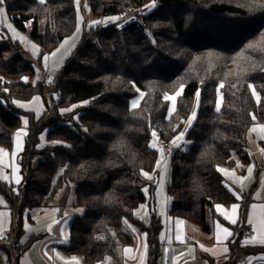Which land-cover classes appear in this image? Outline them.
I'll list each match as a JSON object with an SVG mask.
<instances>
[{"label":"trees","instance_id":"16d2710c","mask_svg":"<svg viewBox=\"0 0 264 264\" xmlns=\"http://www.w3.org/2000/svg\"><path fill=\"white\" fill-rule=\"evenodd\" d=\"M89 1L94 16L124 19L85 33L54 77L61 98L50 122H40L44 113L36 120L14 103L39 96L45 109L44 85L25 83L23 78L35 73L31 62L20 54L7 57L11 42L0 43V145L10 148L14 132L25 118L29 121L20 193L13 195L0 183L16 216V260L38 237L21 243L25 214L51 206L60 192L62 213L73 189L74 205L83 213L70 223V255L83 264L107 257L122 264L119 246L129 239L126 220L147 233L148 264H158L162 220L154 215L145 225L134 214L146 198L143 172L155 173L160 158L150 145L158 137L174 140L187 129L184 137L191 146L186 151L179 146L172 156L169 214L209 232L214 206L235 202L218 166L231 165L233 151L247 160L252 114L264 122V0H155V8L139 16L136 8L153 0ZM4 6L19 29L31 25L30 36L42 53H50L76 27L74 0H4ZM181 85L176 112L168 118L164 95ZM137 89L145 96L131 109ZM197 92L200 101L189 126ZM73 105L72 112L61 113ZM44 132L45 144L39 141Z\"/></svg>","mask_w":264,"mask_h":264},{"label":"crops","instance_id":"0c3cea01","mask_svg":"<svg viewBox=\"0 0 264 264\" xmlns=\"http://www.w3.org/2000/svg\"><path fill=\"white\" fill-rule=\"evenodd\" d=\"M18 102L27 104L29 108L21 109L33 113L36 117H40L44 111V105L41 99L38 103H34V98L27 102ZM16 105L18 106L17 103ZM37 109L39 114L37 113ZM21 129H25L28 135V125L25 128L23 124V126L14 132L11 147L8 148L3 146L4 148H0V150H2L0 151V161H2L0 162V177L7 178V176L10 175L12 186H17L18 189H20V185L23 182L20 156L25 149L27 135L21 136L20 138L23 150L18 152L15 157L12 156V153L17 151L16 133ZM162 155L163 157L159 169L156 168L155 173L152 175L153 179L146 182L147 185L145 187H147L148 191L147 193L143 192L146 197L145 201L134 211L135 217L145 225L150 224L154 215L160 217L162 220L163 230L161 236H163L164 239L161 240L160 236L161 255L158 264H231L237 259L247 261L249 264H264V245L258 243L244 244L243 241H240L242 228L244 224L247 223L248 217L252 215V205L264 204V166L262 162H255L251 178H248L247 169L249 167H242V164L250 165L252 163L250 157L245 161L231 158L233 161L231 165L224 164L227 167L218 166V169L223 168L228 170L227 173L221 174L224 178V185L235 197V202L229 205H216H221L225 212L231 215L232 205L239 204L240 207L237 215L238 222L236 225H231L229 221L225 220L224 217L219 214L215 205L213 208L214 214L213 216L210 215L209 218L211 230L207 232L199 225L187 222L179 217L170 216L169 209L173 201L168 194L167 188L171 180L172 156L166 153ZM14 167H18L19 172H15ZM17 175L21 178L19 184L15 183ZM256 178H260V180L257 181ZM5 180L6 179H0V181ZM241 183L244 185L243 188L241 187ZM0 193L2 192L0 191ZM234 193H240V198L237 199ZM4 197L5 202L0 204V213L5 214L0 216V230H2L0 235L9 237L13 234L12 231L15 227L16 216L9 207L7 197L5 195ZM161 203L164 204V215L160 214ZM57 205L58 203L52 204L49 207L35 208L25 214V231L21 237V243H25L32 236L38 237L31 243L27 250L21 253L18 260H16V264H75V262L72 261V257L76 256H72L68 252L67 246L69 239L67 242H64L61 233V229L63 228L69 235V227L73 218L71 219L72 215H68L66 218L64 216V211L62 213L56 211L59 209ZM141 205H147L148 207L147 209H141ZM243 206H246L244 215L242 214ZM153 209H155V211H153ZM74 214L75 216L81 215L77 213ZM257 215L259 214L257 213ZM27 216H29V219ZM177 219L184 221V224L181 225L184 235L183 243L175 239V221ZM218 224L223 227H228L229 229L231 228L232 230H230L234 235L224 239L223 233H218L217 231ZM49 225L52 227L51 232L47 230ZM127 228L129 239L128 241L122 242L119 246V257L122 264H148V244L147 236L146 238L144 236L145 232H142L137 226L130 223ZM133 229H135V231H133ZM34 230H40V232H34ZM218 235L220 236L219 241L217 239ZM255 237H257V239L259 238L257 232H255ZM169 240H171V243H169ZM3 243L4 245L2 248L6 245L5 242ZM145 243L147 244L146 254L144 251ZM225 246L228 248L227 252L223 251ZM128 248L132 249L131 253H125V249ZM204 249H208V251ZM182 253L183 255H181ZM173 257L176 259L174 260ZM78 260L79 264H83L79 258ZM96 264H115V261L112 257H107Z\"/></svg>","mask_w":264,"mask_h":264},{"label":"rangeland","instance_id":"374dc122","mask_svg":"<svg viewBox=\"0 0 264 264\" xmlns=\"http://www.w3.org/2000/svg\"><path fill=\"white\" fill-rule=\"evenodd\" d=\"M74 4H75V8H76V27H75L74 31L69 36H67L66 38L73 37L77 33V29L79 28L80 29V33H79L78 39L75 42V46L74 47L68 48V46H65V50H62L60 53H58L56 57L51 58L49 60V66H48V68H45L41 57L43 55H45V54H51L53 52H56V50L60 47L61 43L56 48H54L50 53H42V48L39 45V43L37 41H35L30 36L31 25H29L26 30L19 29L14 24L12 18L8 15V13L6 11V16H7L6 23L3 24V25H0V43H10L11 42L12 48H11V50L9 52H7V54H6L7 57L10 58V57H12V56H14L16 54H20L24 58H26L28 61L31 62L32 66L35 69V73H34L33 76L27 77L28 78V82H27L28 84L37 85L39 83H44L43 82L44 81V77L47 74H50L54 78L61 71V69L64 67L66 61L77 50L78 45H79L80 41L82 40L83 36L85 35V33L87 34V33L95 32V31L101 29V27L103 25H105V24L92 25V22L93 21H98V20H105L106 18H111V17H106V18H103L102 19V18H99V17L94 16L92 14V12H91V6H90V1L89 0H80V3H79L78 6L76 5L75 0H74ZM2 6L5 8L4 4ZM155 6H156V2H155ZM155 6H153V2H150L147 6H145L143 8H140L138 11H137V8H136V13H134V14H136V15L139 16L140 13H143L144 14L147 11L149 12V11L153 10L155 8ZM112 17H116V16H112ZM7 23H10L12 25L13 29H15L16 32L20 36L26 37L27 39L24 40V41H21V40L16 39L15 37H13L12 32L9 29H7V27H6V24ZM108 23L110 24L112 22H108ZM32 44H35L38 47L39 54L34 53V51L32 49ZM15 45H20L21 48H17ZM62 57H63V59H62V62H61V58ZM183 91H184V89H183ZM252 91H253V94H254L255 99L257 101L258 98H259V94H257L254 91V89ZM172 94H174V93H172ZM172 94H170V95H172ZM144 96H145L144 92L142 90H140V89H137L136 94L129 101V107L131 109L138 108L141 105V103H142V101L144 99ZM179 97H177L176 109H177V104H178ZM57 102H54V103L52 102L51 105H49V107H48L47 91H46V89L44 87V104H45V109H43L44 110L43 111L44 115H43V118L40 120V122H43V123L44 122H50V120L52 118H54V112L53 111H54V108H55V104H57ZM133 102H136L135 108L132 107ZM218 104L221 107V104H222V95H221V92L220 91H218ZM170 108H171V102L169 101V106H168V111H167V117L168 118H171L175 114V112H176V109L174 111H171L170 112ZM74 109H76V107ZM197 109H198V106L196 104V106L194 108V111L197 112ZM253 115H255V114H252V117H253ZM77 116L78 115H75L74 117H77ZM255 117H256L255 120L252 119L254 123H253V125L251 126V128H250V130L248 132V135H247V138H246V148H245V152L252 159L251 160L252 163L250 165L242 164L243 165L242 166L243 168H248V167H251V166H255V162L256 163L262 162V164L264 166V152H261V149H264V140H262L260 138V135L261 134L259 132H252L251 131V129L254 126H257L258 127L259 125H264V122H259V120H258L259 117L258 116H255ZM35 118H36V120H38L37 118H39V117H36L35 116ZM28 123H29V121H28ZM36 129L37 130L39 129V124L37 125ZM41 137H43V139H41ZM41 137H40V140L39 141L41 143H44V141L46 140V132H44L41 135ZM157 139L158 140H166V139H160L159 137L158 138H155L154 142L156 143L157 148H158ZM176 141L178 142V145H180V148L183 151H186L191 146V141L188 140V139H186L185 137H183L181 140H176ZM51 144H54V143L51 142ZM0 148H4V147L2 145H0ZM162 157H163V155L161 153V156H160L159 161H158L159 162V166H160V162L162 161ZM231 158L237 159V160L240 159L239 158V151H233L232 152V155H231ZM219 166H221V167H227L224 164H221ZM156 168L159 169V167H156ZM253 170H254V167H253ZM61 174H62V170H60L57 173V175H56V177L54 179V182L55 183L57 182V180H58V178H59V176ZM153 174H150V175H153ZM142 180L145 183L146 182H149V180L146 179L144 177V175L142 176ZM256 180L258 181V180H260V178H256ZM0 183L3 184V186L6 189H8L11 193H13L15 195H18L20 193V189H18L17 186L16 187L15 186L14 187L12 186V183L10 181V175L7 176V179L5 181H0ZM60 196H61V192L59 194H57L56 196H54V198L52 199L51 203L52 204L58 203L59 200H60L59 199ZM4 199H5L4 195L2 193H0V204L3 203V202H5ZM74 202H75V195H74V190L72 189V191H71V193L69 195V198H68L67 207L64 210V216H65V213H67L68 215H72L71 216V219L74 218V216H75L74 213L81 214V212H79L77 210H81V209L83 210V208L75 206L74 205ZM26 222L28 223L27 219H26ZM127 226H129V223L128 222L127 223L124 222V230H125L126 234H127V229H128ZM37 231L40 232V230H34V232H37ZM12 232H13V234H11V236H9V241H11V244L10 243H5L6 244L5 247L7 248V251H4L3 249H1L3 247V245H4V243H3V241L0 242V264H16L17 252L15 251V244H14V240H15L14 230Z\"/></svg>","mask_w":264,"mask_h":264},{"label":"snow or ice","instance_id":"6c2138e0","mask_svg":"<svg viewBox=\"0 0 264 264\" xmlns=\"http://www.w3.org/2000/svg\"><path fill=\"white\" fill-rule=\"evenodd\" d=\"M38 2L39 3H44V0H38ZM75 3L78 6L79 3H80V0H75ZM3 4H4V0H0V25L5 24L6 20H7L6 9L2 6ZM153 6H155V0H153ZM123 19H124L123 17L116 16V17L106 18L105 20L93 21L92 25L106 24L108 22L115 23L117 21H123ZM121 26H122V24H121ZM6 27H7V29H9L12 32L13 37H15L16 39L21 40V41H24V40L27 39L26 37L20 36L16 32V30L13 29V27H12V25L10 23H7ZM26 27H27V24H26ZM79 33H80V29L78 28L77 29V33L73 37L66 38L61 43L60 47L56 50V52H53L51 54H45V55H43L41 57L45 68H48L49 60L51 58L56 57L58 53H60L62 50H65V46H68V48H72V47L75 46V42L78 39ZM32 49H33L34 53L39 54V49H38V47L35 44H32ZM62 59H63V57L61 58V62H62ZM2 79L3 78H0V80H2ZM23 80L26 83L28 82V78L27 77H24ZM48 82L51 83L52 81L49 80ZM219 87L223 88L224 85L221 84V85H219ZM183 89H184V86L181 85L180 89H178L176 93H174L172 95H168V94L164 95V99L171 102L170 112L174 111L176 109L177 97H179L183 93ZM4 91L7 92L8 89L5 88ZM40 99L41 98L39 96L35 97L34 98V103H38L40 101ZM199 101H200V94H199V92H197V94H196V104H197V106L199 105ZM257 102L259 103V98H258ZM14 103H17L18 107H20V108H26V109L29 108V106L27 104L19 103V102H16V101H14ZM84 103H87V102H84ZM135 106H136V102H133L132 107L135 108ZM75 107H77V106L73 105L71 108L61 109L60 111H61L62 114L63 113H67V112H72ZM29 110H32V109H29ZM216 111H218V112L220 111V105L219 104H217V106H216ZM37 113H38V109H37ZM191 117L192 118L187 121V124L189 126L192 124V121L196 117V111L192 112ZM73 119H78V116L77 117H73ZM252 119L253 120L256 119L255 115H253ZM23 124L25 125V128H26L27 125H28L27 118H25L23 120ZM186 131H187V129H185V132ZM251 131L252 132H259L261 134L260 138L262 140H264V125H259L258 127L254 126L251 129ZM185 132H181L177 137H175V139L173 140V144H175L176 140H181L184 137ZM24 135H27V132L25 131V129H21V130H19L16 133V138H17L16 149H17V151L12 153L13 157H15L18 152L23 150V145L20 143V138H21V136H24ZM152 136L155 138L157 136V133L155 131H153L152 132ZM41 139H43V137H41ZM53 143H57V142H53ZM150 146L153 147V148H156V143L153 142ZM0 151H2V150H0ZM159 151L163 154V148H160ZM261 152H264V149H261ZM0 162H2V161H0ZM157 167H159V162L157 163ZM253 167L254 166H251V167H249L247 169L248 178H251V176H252ZM218 170L221 173H227L228 172L227 169H223V168H220ZM14 171L15 172H19V168L18 167H14ZM143 175L148 180H152L153 179V176L150 175L148 172H143ZM0 179H7V178L6 177H0ZM20 180H21L20 176L17 175L15 183L19 184ZM241 187L242 188L244 187L243 183H241ZM142 191L147 193V191H148L147 187L143 188ZM158 195H159V193H158ZM234 195L237 197V199L240 198V193H234ZM147 207H148L147 205H141L140 206L141 209H147ZM160 207H161L160 214L164 215L165 214L164 210H163L164 209V204L161 203ZM239 207H240L239 204H233L232 205V209H231V215H229L227 212H225V210L223 209V207L221 205H216V209L219 212V214L222 215L225 220L229 221V223L231 225H236L237 222H238L237 215H238ZM56 211H59V209H57ZM77 211L82 213L83 210L81 209V210H77ZM153 211H155V209H153ZM257 213L259 215H257ZM2 215H5V214L0 213V216H2ZM67 216H68V214L65 213V217L66 218H67ZM125 223H127L126 220H125ZM247 223L249 225H253L254 226V231L259 234V238L257 239V237H252L249 240H244L243 243L244 244H248V243L257 244L258 243V244L264 245V204H262V205H252V215L248 217ZM183 224H184V221H182V220L177 219L175 221V239L177 241L181 242V243L184 242V235H183V231H182V228H181V225H183ZM26 228H27V225H26ZM47 230H48V232L52 231L51 225H49ZM133 231H135V229H133ZM217 231H218V233L219 232L223 233L224 239H227L228 237H231V236L234 235V233L228 227H223L222 225H219V224L217 225ZM0 232H2V230H0ZM61 233L63 235L64 242H67L68 239H69V235H68L67 231L62 228L61 229ZM144 236L146 238L147 233H144ZM163 239H164V237L161 236V240H163ZM217 239H218V241L220 240V236L219 235L217 236ZM169 243H171V240H169ZM204 250L208 251V249H204ZM144 251H145V254H146V252H147V244L146 243L144 244ZM223 251L224 252L228 251L227 246H225L223 248ZM131 252H132L131 248L125 249V253H131ZM181 255H183V253ZM173 259L175 260L176 258L173 257ZM72 261L75 262V264H79V260L76 257H72Z\"/></svg>","mask_w":264,"mask_h":264},{"label":"built area","instance_id":"2783aa9c","mask_svg":"<svg viewBox=\"0 0 264 264\" xmlns=\"http://www.w3.org/2000/svg\"><path fill=\"white\" fill-rule=\"evenodd\" d=\"M138 10L139 8H137V11ZM49 80H51L52 82L49 83L48 82ZM43 82H44L43 83L44 87L47 91V101H48V107H49V105H51L52 102L54 103L60 100L61 94L58 91V85H57L56 80H54V78L50 74L45 75ZM157 144H158V149L163 148V152L171 156H173L179 149V145L177 141L175 142V144H173L172 140H158L157 139ZM252 237H255V231H254L253 225H249L248 223H245L241 231L240 241L249 240ZM2 241L5 243L11 244V241H9V237L5 235H0V242ZM231 264H249V262L237 259Z\"/></svg>","mask_w":264,"mask_h":264}]
</instances>
